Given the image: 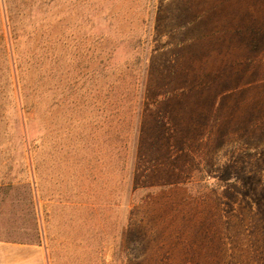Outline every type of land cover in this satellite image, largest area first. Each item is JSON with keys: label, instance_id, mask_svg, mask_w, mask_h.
Instances as JSON below:
<instances>
[{"label": "rangeland", "instance_id": "rangeland-1", "mask_svg": "<svg viewBox=\"0 0 264 264\" xmlns=\"http://www.w3.org/2000/svg\"><path fill=\"white\" fill-rule=\"evenodd\" d=\"M0 264H264V0H0Z\"/></svg>", "mask_w": 264, "mask_h": 264}]
</instances>
